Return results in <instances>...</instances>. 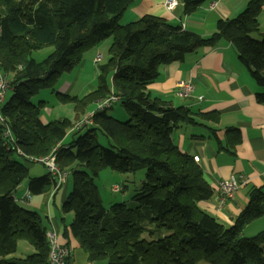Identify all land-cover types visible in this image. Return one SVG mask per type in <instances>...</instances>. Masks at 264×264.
I'll use <instances>...</instances> for the list:
<instances>
[{"label": "trees", "instance_id": "16d2710c", "mask_svg": "<svg viewBox=\"0 0 264 264\" xmlns=\"http://www.w3.org/2000/svg\"><path fill=\"white\" fill-rule=\"evenodd\" d=\"M133 1L0 0V71L10 80V95L0 107V264H49L41 218L20 207L14 193L24 181L34 195L60 188L49 174L29 177L27 165L36 163L32 159L50 155L58 170L71 178L63 212L73 213L69 233L90 262L264 264V230L242 236L247 225L264 217V186L248 187L246 206L225 227L199 208L215 191L193 156L182 153L172 139L181 126L216 124L218 116L193 115L185 107L151 98L147 91L162 66L225 41L261 89L255 98L264 107V37L253 39L264 0H251L236 17L218 21L208 38L153 16L122 25ZM203 1L185 0V14ZM107 39L108 59L96 65L95 89L82 98L66 95L59 101L73 104L77 119L76 114L83 115L90 106L93 111L95 102L114 94L129 118L119 121L104 109L96 110L93 123L85 128L64 118L42 122L44 102L36 105L31 99L41 89L53 90L62 74L80 65L86 51ZM44 48L53 51L35 61L32 54ZM209 131L217 151L226 150L220 147L217 130ZM225 133L234 155L239 131L228 128ZM105 168L119 174L145 169V181L132 197L134 208L124 203L104 208L95 180ZM18 241H26L35 253L7 259Z\"/></svg>", "mask_w": 264, "mask_h": 264}, {"label": "crops", "instance_id": "0c3cea01", "mask_svg": "<svg viewBox=\"0 0 264 264\" xmlns=\"http://www.w3.org/2000/svg\"><path fill=\"white\" fill-rule=\"evenodd\" d=\"M250 1L204 0L192 13L185 14V0H178V6L172 12L165 9V0H134L124 13L121 24L126 25L144 16H153L166 20L170 26L181 27L202 38H208L216 31L218 21L236 17ZM258 22L259 31L253 35V39L260 41L264 37V6ZM105 42L106 40L87 52L86 62L90 60L96 67L108 59V54L104 56V53L105 50L108 52L111 41L106 47ZM102 45L104 48L101 51ZM99 55L101 59L95 63V58ZM179 82L189 83L193 87L189 97L177 96L176 86ZM89 87L90 92L95 89L92 85ZM147 91L151 98L168 102L174 107H185L193 115L218 116L216 124L202 121V127L181 126L173 132L172 139L182 153L199 157L198 166L203 171L204 179L215 191L213 197L198 204L199 208L224 226L227 224L230 227L248 202V187L264 186V107L255 98L261 89L239 62L235 48L230 43L221 41L214 48H199L186 54L180 61L162 66L158 79L148 85ZM228 128L237 129L240 135V144L235 148L234 155L229 153L233 149L227 145L229 136L225 130ZM209 130H217L220 147L226 150L217 151L216 142ZM34 164L27 165L29 177L32 168L38 174L30 178H40L48 174L47 170L39 174L41 171L35 170ZM240 175L248 179V186L238 190L233 200L220 204L216 192L217 183ZM24 182L15 190L16 203L25 210L38 214L46 232H54L58 243L69 249L67 264H105L103 261L90 262L77 239L69 233L68 227L73 221V213L63 212L71 189L69 178L59 189L53 188L39 195L32 194L28 190V182ZM239 193L241 195L238 197ZM129 207L134 208V202ZM24 243L27 242L18 241L16 247V252L22 253L14 256L15 252L7 259H23L35 253L32 246Z\"/></svg>", "mask_w": 264, "mask_h": 264}, {"label": "rangeland", "instance_id": "374dc122", "mask_svg": "<svg viewBox=\"0 0 264 264\" xmlns=\"http://www.w3.org/2000/svg\"><path fill=\"white\" fill-rule=\"evenodd\" d=\"M108 43H110V39H107L106 42L104 43L105 47H106V44ZM103 48H104V45L101 46V51ZM52 51H53L52 48H44L40 51L34 52L32 54V58L37 62H41L42 60L47 58L52 53ZM89 51H86L83 54L82 60L79 66L73 68L69 72L62 74L58 78V80L56 81L53 87V90H42L41 89L39 93H37L31 99V102L36 105H38L39 102H44V106L42 107V110H41V120L44 123L64 118V119H70L71 121H73L74 125H77L81 123L82 121L85 122L86 117L91 113L90 109H92V106L87 108L88 110L85 111L83 115L76 114V118L77 117L78 118L75 119L76 112L74 111V105L73 104L64 105V104H61L59 101L60 96H66V95H68L69 97L82 98L83 96L90 93L91 88L89 87V85H92L94 87L96 86V83H97L96 82V75H97L96 67L93 65V63L90 60L86 62V54ZM106 53H107V50H105L104 56H106ZM95 63H98V62H95ZM2 74L3 73L0 71L1 76ZM57 93L59 94L56 95ZM9 95H10V92L8 91L5 96V101L8 99ZM100 100H98L97 102H99ZM97 102H95L93 106H95ZM111 108L112 110H108V114L111 115L110 117L115 118L119 121H126L129 118V117L127 118L128 115L126 111L119 103L114 104ZM97 138L99 142L104 144V141L102 140V137L99 133L97 134ZM33 167L35 168V170L41 171L39 172V174L46 172V169L41 164H34ZM34 174H38V173H35L32 168V170H30V177L34 176ZM69 180L71 182V178H69ZM144 181H145V169H140L133 174H119V173H116L110 170L109 168H105L100 171L98 177L95 180V184L97 186L98 194H99L101 203L104 206V208H109L114 204H120L122 202L124 203L126 207H129L131 203H133L132 197L139 191ZM113 187L120 188L121 192L113 193L112 192ZM262 191L264 192V188ZM240 195L241 194L239 193L237 196L239 197ZM225 226L227 228L229 227L227 224H225ZM262 230H264V217L256 220L255 222L247 226L245 229H243L242 236L251 237V236L256 235ZM24 244H27V243H24ZM19 253H22V251H17L14 254V256L17 254L19 255ZM201 264H207V263L203 262Z\"/></svg>", "mask_w": 264, "mask_h": 264}, {"label": "built area", "instance_id": "2783aa9c", "mask_svg": "<svg viewBox=\"0 0 264 264\" xmlns=\"http://www.w3.org/2000/svg\"><path fill=\"white\" fill-rule=\"evenodd\" d=\"M178 6V0H165L164 7L168 12H172L175 10V8ZM101 59V56L99 55L96 57L95 62H99ZM10 89V83L7 78V75L2 74L0 75V107L2 103L4 102L5 96L7 94V91ZM193 91V87L186 82H179L176 86V93L179 98H187L191 95ZM119 97L115 96L114 94H111L110 96L100 100L97 102V104L94 107V110L91 111V113L86 117L85 122H81L77 125H75L76 128H85L86 126H89L93 123V114L96 110H106L111 109L113 104L119 102ZM1 115H0V121H1ZM4 137L8 138L10 137V134L8 131L4 132ZM36 163L43 164L45 169L47 170V173L53 177L56 178L57 184L60 186L62 185L66 179H67V173L66 172H60L55 165L54 157L50 155L46 158H38V159H32ZM193 160L195 163H199V157L193 156ZM248 179L245 176H231L228 180L220 181L217 183L216 186V192L218 193V196L220 198V204H223L224 200H232L238 190L243 188L247 185ZM113 193H119L121 192V189L118 187L112 188ZM25 198L28 199V196ZM46 241L49 246V264H67V258L69 257V250L61 246L58 241L56 234L52 231L46 232Z\"/></svg>", "mask_w": 264, "mask_h": 264}]
</instances>
